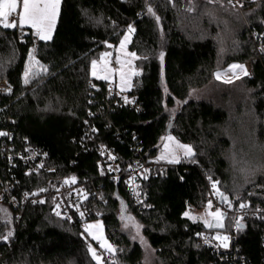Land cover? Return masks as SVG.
<instances>
[{
    "label": "trees",
    "instance_id": "trees-1",
    "mask_svg": "<svg viewBox=\"0 0 264 264\" xmlns=\"http://www.w3.org/2000/svg\"><path fill=\"white\" fill-rule=\"evenodd\" d=\"M241 11L229 0H62L51 40L33 41L29 27L0 26V78L8 85L0 91V133L7 134L0 135V190L7 191L0 264H97L81 222L56 215L52 193L73 178L103 194L90 201L101 215L87 222L104 223L114 246L106 264H142L141 244L122 228L125 209L142 224L160 264H264L263 218H242L235 250L217 255L199 242L213 229L185 215L208 203L214 183L231 199L229 210L223 203L225 218L233 220L240 204L264 209V157L255 156L264 147V50L256 38L264 32V0H245ZM129 26L139 75L127 92L139 110L111 105L109 83L90 74L91 62ZM235 62H250L251 75L218 81L216 72ZM208 87L215 88L209 97L194 96ZM167 133L194 155L162 161L164 171L142 178L145 201L136 204L124 177L118 187L110 178L98 144L113 148L125 171L155 158ZM238 148L250 155L251 172L262 166L255 175L235 172ZM34 151L45 157L41 167L19 157Z\"/></svg>",
    "mask_w": 264,
    "mask_h": 264
},
{
    "label": "built area",
    "instance_id": "built-area-1",
    "mask_svg": "<svg viewBox=\"0 0 264 264\" xmlns=\"http://www.w3.org/2000/svg\"><path fill=\"white\" fill-rule=\"evenodd\" d=\"M230 3L234 8L241 11L242 7L245 3V0H229ZM22 33L21 35H23ZM31 38L33 41H38L39 38L34 35V30H31ZM258 39V42L260 44L259 48L261 50H264V32L256 37ZM111 67L115 70L118 69L117 63L111 59L110 60ZM247 68L249 70V73H252V66L251 63H247ZM7 81L0 79V91H5L7 89ZM107 95L109 97H112V104L111 105H117L120 107H132L137 110L140 109V105L138 103L137 96L130 94L128 92H120L116 89L115 86L109 84ZM125 97L127 98V101H125ZM109 105V107L111 106ZM98 152L102 155L103 159L108 165V169L110 172V178L114 181H117V179H121L124 177L125 179V186L127 189V192L129 193L131 199L136 204H142L145 201V195L143 194V190L140 189L141 180L148 174L155 175L157 171H164L165 166L159 163H156L154 159L148 158V159H142L136 161L132 166L127 168V170L123 171V162L122 160L118 159L115 150L113 148H109L105 146L102 143L98 144ZM8 157H13L11 154L8 155ZM21 160L28 161V160H34L39 161L37 165L39 167L42 166L43 161L45 160V157H41L40 154L36 151L31 152V155L26 156H19ZM114 157V158H113ZM41 159V160H39ZM35 164V163H34ZM37 165H34L32 169L38 168ZM47 171H50V168H47ZM13 185H10V188ZM46 190L42 191L43 193ZM7 193L5 186L1 187L0 190V199L4 197V195ZM102 192L101 190H97L93 186L90 188H84L75 185V183H66L62 182L60 183L56 189L52 193V197L54 200V206L55 211H59L61 216H63L65 219L69 221H79L82 224V227L85 226L87 220L93 216L97 217L100 216L101 213L98 209H96L92 203H90L91 200L94 199H102ZM209 201L211 202V212H216L217 210H224L223 208V201L221 197L217 194V189L213 188L211 194L209 196ZM11 202L15 204V201L11 199ZM57 205L59 207L57 208ZM230 208L228 207L227 210ZM226 210V211H227ZM80 213H83L84 215L81 216ZM244 217H261L264 220V209L262 207H259L258 209L252 210L248 206L244 208L238 209L233 214V224L231 227V230L227 234L229 237V240L227 241L228 247L224 248L221 246V242L218 239H214L215 236H213L210 233H203L199 236V242L211 247L217 255H220L222 252H232L237 247V241L239 239V229L241 226H237V220H239L240 224L243 223L242 218ZM263 246H264V237H263ZM110 259H112V253L107 254L104 253L101 262L103 264H106Z\"/></svg>",
    "mask_w": 264,
    "mask_h": 264
},
{
    "label": "snow or ice",
    "instance_id": "snow-or-ice-1",
    "mask_svg": "<svg viewBox=\"0 0 264 264\" xmlns=\"http://www.w3.org/2000/svg\"><path fill=\"white\" fill-rule=\"evenodd\" d=\"M60 5L61 0H0V26H2L5 29H15V28H23L25 26H29L32 29H34V35H36L40 40H50L52 38V31L55 28L56 20L60 13ZM19 9V11H18ZM149 13H152V9H148ZM157 19H159L157 17ZM135 29L129 26L128 32L132 33ZM129 35H125L124 38L120 41L119 51L124 52L126 56H130L131 59L122 60L119 56L116 59V63L120 65L118 69H111L108 64V58L111 56V53H104L101 56V61H103V67L101 68V71L104 73L103 75H99L97 72V62H92V75L96 77L97 79H104L108 80L110 76L114 72H118L121 80L122 86L130 87L131 86V77L134 75H139L138 72H135L132 70V61L137 59L135 53H126L125 48L127 43L129 42ZM111 47V45H109ZM30 60L34 61L35 57L32 53L29 54ZM164 54H160V59L163 61ZM236 69H239L240 72L243 75H248L246 69L243 65H236L233 64L230 66L229 71H233V74L236 75L235 71ZM31 74V63L26 69L24 73V82L28 83V77ZM221 74L218 72L216 73V78L220 79ZM236 78L239 79V75H236ZM226 83H231V80H226ZM125 101H127V98L125 97ZM0 135H7L6 133H0ZM169 141H173V137L167 138ZM176 147L181 149L186 157H191L194 155L193 149L189 145H182L177 143ZM165 152L162 154L159 159H167L169 163H179L180 158L176 155L174 150H171L169 148L168 144H165L164 146ZM114 158V157H113ZM71 182H75L74 178ZM68 183V181H66ZM213 188L216 189V184H213ZM41 191H44V189H41ZM217 194L221 197L222 201L227 202L229 204V207H231V202L228 201V198L223 195V193H220L217 189ZM43 203V201H40ZM59 205H57V208ZM212 207L211 202L208 203V208L210 209ZM247 207L245 204H240V208ZM57 216H60V212H56ZM81 216H83V213H80ZM185 215H189V213H185ZM208 215L212 217L213 222H209L208 220H205V226L208 228H223V217L224 213L217 210L216 212L212 213L209 212ZM129 220H132L131 217H128ZM127 226V225H126ZM237 226H240L239 220H237ZM93 227L99 228V225L93 226L88 225L86 227V231H89L91 234V229ZM138 227V226H137ZM10 236L11 233H8ZM7 236L3 237V239L7 240ZM94 239H99L97 236H93ZM214 239H218L221 242V246L224 248L228 247L227 241L229 240L228 236H216ZM101 247L106 248L109 252H113L114 249L110 244H108L106 241H102ZM89 251L91 252L94 259L97 260V264H100V256L97 255L96 250L93 249L91 246H89Z\"/></svg>",
    "mask_w": 264,
    "mask_h": 264
},
{
    "label": "rangeland",
    "instance_id": "rangeland-1",
    "mask_svg": "<svg viewBox=\"0 0 264 264\" xmlns=\"http://www.w3.org/2000/svg\"><path fill=\"white\" fill-rule=\"evenodd\" d=\"M62 2V0H61ZM60 8H61V5H60ZM19 11V9H18ZM239 12H242V11H239ZM243 15V18L246 19V16L244 14ZM59 17V16H58ZM57 21H58V18L56 20V24H57ZM56 24H55V27H56ZM25 27H29V26H25ZM31 28V27H30ZM32 29V28H31ZM34 30V29H32ZM54 31H55V28L53 29L52 31V37H53V34H54ZM125 35H129L130 39H129V42L127 43L126 45V48H125V52L126 53H133L130 51L129 49V43L131 41V38H132V33H129L128 31L123 35V37L121 38V40L124 38ZM52 39V38H51ZM50 39V40H51ZM120 40V41H121ZM46 41V40H45ZM120 41L112 48L110 49H107V50H104L100 53L99 57L97 59H95L94 61L97 62V72L99 75H103L104 73L101 71V68L103 67V61H101V56L104 54V53H111V56L108 58V61H109V64L108 66L113 69L110 65V60L113 59L115 62H116V59L117 57L119 56L122 60H127V59H131L130 56H126L124 52H120L119 51V46H120ZM93 62V61H92ZM92 62H91V65H90V74L92 75ZM247 63L248 62H244V63H240V62H235V63H231L229 65H227L226 67L218 70L216 73H220L221 74V77L220 79H217L218 81H221V82H225L226 80H231L232 82H236V81H239L241 78H243L245 75H243L239 69H236L234 70L236 75H239V79L236 78V75L233 74V71H229L230 69V66L233 65V64H236V65H243L244 68L246 69L248 75L246 76H249L251 75L249 73V70L247 68ZM118 65V64H117ZM120 67V65H118V68ZM132 70H134L135 72L136 71V68H135V60L132 61ZM216 75V74H215ZM93 76V75H92ZM94 77V76H93ZM133 77H131V86L130 87H125V86H122L121 84V80H120V76H119V73L118 72H114L110 78L108 80H105L107 81L109 84L113 85L116 87V89L120 92H127L131 89L132 87V81H133ZM96 78V77H95ZM1 79V78H0ZM101 80H104V79H101ZM231 82V83H232ZM213 88V87H212ZM215 91V88L211 89V87L209 88H204L203 90H197L195 93H194V96L196 97H209L211 95V93H213ZM168 137H173L174 140L173 141H169L167 138ZM179 143V144H182V145H189V144H186V143H183L181 142L177 136L173 133H167L165 135H163V137L161 138L160 140V143H159V148H158V154L155 158H152L155 160L156 163H159L161 164L162 161H167V159H159V157L164 154L165 152V144H168L169 145V148L171 150H174L176 155L180 158V160L182 159H186V156L184 155L183 151L179 148L176 147V144ZM191 146V145H189ZM192 147V146H191ZM193 149V148H192ZM239 150L236 152L235 154V157L237 159V161L235 160V158L233 157L232 161H234V168H235V172H240L243 176L247 177L249 175H255L258 171H260V168L262 166H259L257 164V169L254 170V172H251V165H250V162L248 161V158H250V155H248L246 152H244L245 150H240V148H238ZM259 152L257 155H255L257 157V159H259L260 161H262L263 157H264V147H261V148H258ZM194 152V151H193ZM256 154V153H255ZM255 158V157H254ZM237 166H238V169H237ZM243 168V169H242ZM247 169H249L250 171H248ZM245 170V171H243ZM237 172V173H238ZM249 173V174H247ZM245 179V178H244ZM216 189L219 190L220 193H223L224 196H226L228 198V201H231V199L229 198V196L219 187H217L216 185ZM209 203V201H208ZM208 203L203 206L202 208L200 209H191L189 210L187 213H189V217L191 219H193L194 221H198V222H202L204 223L205 220H208L209 222H213L212 220V217L210 215H208L209 212H211V208L209 209L208 208ZM223 203L226 204V209H228L229 207V204L227 202H224ZM232 206V204H231ZM230 208V207H229ZM219 211H223L222 209H220ZM233 212H231L232 214H234L236 211H238V209L236 210H232ZM227 212V211H226ZM213 213V212H212ZM121 222H122V228L124 229V231H126L129 235V237L132 239V240H135V241H138L142 248H143V259H142V264H160L157 256H156V252L155 250L150 246L148 240L145 238V236L143 235V232H142V224L131 214L130 211L128 210H124L122 213H121ZM128 217H131L132 220H129ZM223 225L224 227L223 228H209V229H213V236H227V234L229 233V231L231 230V227H232V224H233V220L228 216V217H223ZM205 224V223H204ZM88 225H93V226H96V225H99L100 227L97 228V227H93L90 231H91V234L89 233V231H86V227ZM127 225V226H126ZM138 226V227H137ZM241 226V224H240ZM84 231L86 232V234L89 236L90 238V245L93 249L96 250V253L98 256H100L101 260H102V257H103V254L104 253H107V254H110L111 252H109L106 248L104 247H101V243L102 241H106L108 244H110L112 246V248L114 249V246L112 245V243L107 239L106 237V233H105V228H104V223L102 221V219H96V220H93V221H90V222H87L84 226ZM97 236L99 237V239H94L93 236ZM91 254V252H90ZM92 256V254H91ZM93 257V256H92ZM94 259V258H93ZM95 262H97L96 259H94ZM100 260V264H103Z\"/></svg>",
    "mask_w": 264,
    "mask_h": 264
},
{
    "label": "water",
    "instance_id": "water-1",
    "mask_svg": "<svg viewBox=\"0 0 264 264\" xmlns=\"http://www.w3.org/2000/svg\"><path fill=\"white\" fill-rule=\"evenodd\" d=\"M170 128H171V125L168 127V131L170 130ZM120 182H121V179L120 178L117 179V181H116V186L117 187L119 186ZM241 227H243V224H241Z\"/></svg>",
    "mask_w": 264,
    "mask_h": 264
},
{
    "label": "bare ground",
    "instance_id": "bare-ground-1",
    "mask_svg": "<svg viewBox=\"0 0 264 264\" xmlns=\"http://www.w3.org/2000/svg\"><path fill=\"white\" fill-rule=\"evenodd\" d=\"M209 201V200H208Z\"/></svg>",
    "mask_w": 264,
    "mask_h": 264
},
{
    "label": "crops",
    "instance_id": "crops-1",
    "mask_svg": "<svg viewBox=\"0 0 264 264\" xmlns=\"http://www.w3.org/2000/svg\"><path fill=\"white\" fill-rule=\"evenodd\" d=\"M30 28V27H29Z\"/></svg>",
    "mask_w": 264,
    "mask_h": 264
}]
</instances>
